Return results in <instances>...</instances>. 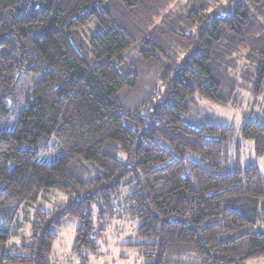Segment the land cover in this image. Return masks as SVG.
Returning a JSON list of instances; mask_svg holds the SVG:
<instances>
[{
  "label": "trees",
  "instance_id": "trees-1",
  "mask_svg": "<svg viewBox=\"0 0 264 264\" xmlns=\"http://www.w3.org/2000/svg\"><path fill=\"white\" fill-rule=\"evenodd\" d=\"M179 2L0 0V115L21 78L37 79L0 128V264H49L68 218L87 264L82 251L97 255L112 200L131 184L144 264L264 257V174L240 165L245 141L264 156V114L235 130L198 101L240 108L245 93L264 96V0ZM51 144L62 155L46 164ZM48 189L67 202L35 211L11 254L8 227Z\"/></svg>",
  "mask_w": 264,
  "mask_h": 264
},
{
  "label": "rangeland",
  "instance_id": "rangeland-1",
  "mask_svg": "<svg viewBox=\"0 0 264 264\" xmlns=\"http://www.w3.org/2000/svg\"><path fill=\"white\" fill-rule=\"evenodd\" d=\"M184 3L187 0H179ZM179 2V3H180ZM97 31V25L94 20L88 23V27L79 32L83 40L90 38L93 32ZM77 48V46H75ZM37 79L23 77L18 81L17 97L15 102L8 109L10 111L1 116L0 128L5 126L10 129L16 121L18 113L24 106V97L31 90ZM198 99V98H197ZM200 106L218 119L221 124L239 130L246 118L255 119L264 114V96L258 100L248 97L245 93L242 98V106L240 108L221 107L205 100H199ZM10 126V127H9ZM239 133V132H237ZM243 153L241 158V167L252 164L258 168L260 173L264 174V156L258 157L254 155L253 146L250 141L243 144ZM62 155V152L53 144L39 155V160L46 164L56 162ZM120 158L124 156L120 154ZM134 190V186L128 185L120 190L119 195L113 198L114 217L107 222L105 226V234L103 241L99 243L97 255L89 254L87 250L82 254L88 255L87 264H144L146 259L143 256L145 251V243L149 242L137 236V228L139 221L130 217L126 208L127 197ZM67 196L55 189H48L41 193L39 199L35 203H26L22 205L13 227H8L10 238L8 241V250L11 254L18 251V247L27 242L30 233V224L33 219V213L37 210L50 211L55 206L66 203ZM94 213L96 210H93ZM79 225L77 219H65L60 227H56L54 232L56 239L52 245V250L48 256L49 264H82L77 254L73 253L75 232ZM251 264H264V257L256 259Z\"/></svg>",
  "mask_w": 264,
  "mask_h": 264
},
{
  "label": "crops",
  "instance_id": "crops-1",
  "mask_svg": "<svg viewBox=\"0 0 264 264\" xmlns=\"http://www.w3.org/2000/svg\"><path fill=\"white\" fill-rule=\"evenodd\" d=\"M251 262H252V261H248V262H246L245 264H251Z\"/></svg>",
  "mask_w": 264,
  "mask_h": 264
}]
</instances>
